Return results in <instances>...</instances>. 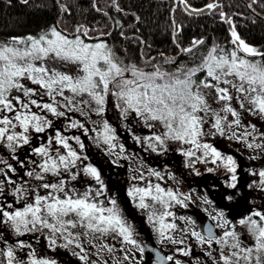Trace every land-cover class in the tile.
Masks as SVG:
<instances>
[{
	"label": "snow or ice",
	"instance_id": "6c2138e0",
	"mask_svg": "<svg viewBox=\"0 0 264 264\" xmlns=\"http://www.w3.org/2000/svg\"><path fill=\"white\" fill-rule=\"evenodd\" d=\"M22 2L27 4L29 0ZM177 2L189 14H202L219 6L215 0L201 9L191 7L188 0ZM113 6L121 11L116 0ZM61 11L67 13L69 8L61 5ZM220 15L229 25L231 48L213 44L198 57V63L194 62L196 50L205 43L203 39H193L188 47H181L174 38L177 56L161 53L159 61L151 57L142 67L125 63L116 55L105 39L111 36V31L97 32L84 25L77 26L71 33L52 26L36 35L13 36L0 41V148H6L10 154L8 159H0V227H7L17 237L39 233L49 249H71L81 264H108L101 256L114 251V246L103 242L110 234L119 238L122 245L137 250L143 258L146 246L138 239L135 225L108 190L101 171L85 163L89 157L81 135L97 147L105 145L109 156L123 158L126 152L125 146L118 142L116 129L105 118L110 102L119 113V119L127 122L125 127L132 138L146 150L165 152L170 141L189 145L179 149L188 160L186 167L194 168L197 162L213 165L219 162L218 166L230 174L228 187L236 189V160L203 138L210 132L213 136L244 143L249 149H264V143L249 140L264 141V131L258 132L255 124H245L242 119V112L264 118V51L246 43L233 21L223 12ZM94 32L96 34L92 35ZM181 55L190 56L193 62L179 59ZM56 61L61 67H75L65 72L51 63ZM204 89L215 93L218 108L209 103ZM230 89L239 95L234 97ZM234 99L239 110L233 106ZM76 113L80 118H75ZM132 121L149 131L158 128L162 131L139 137L130 127ZM238 128L244 131L238 133ZM72 130H79L81 135H69ZM34 139L44 143L34 144ZM25 146H28L27 156L39 159L25 160L18 156V150ZM9 160L24 169L22 175ZM149 175L163 179L157 171L150 170ZM253 175H258V185L264 191V170ZM81 176L94 183L81 188L74 183ZM140 179H145L143 173ZM127 195L136 208L151 209L147 220L161 243L166 240L177 245L176 252L184 257L192 255L185 239H176L171 234L177 225L166 222L173 216L169 211L172 204L186 206L185 201L190 197L181 199L178 192L151 183L145 187L134 185ZM234 196L235 193H227L224 198L230 201ZM157 204L162 211L155 207ZM211 219L216 224L204 228L203 233L182 231L209 249L205 253L209 257L215 251L213 244L221 245L220 259L214 264H241V261L252 264L254 253L255 264H262L264 211L254 209L239 221L247 227L253 241L251 245L241 241L223 212H217ZM214 227L224 231L218 236ZM225 247L231 249L228 254L224 253ZM26 249L23 256L18 254ZM130 254L131 249L123 259L129 260ZM0 264H57V261L38 256L32 244L25 240L10 244L0 232ZM156 264L182 262L175 255L156 252Z\"/></svg>",
	"mask_w": 264,
	"mask_h": 264
},
{
	"label": "trees",
	"instance_id": "16d2710c",
	"mask_svg": "<svg viewBox=\"0 0 264 264\" xmlns=\"http://www.w3.org/2000/svg\"><path fill=\"white\" fill-rule=\"evenodd\" d=\"M211 2L213 0H188L191 7L197 9ZM215 2L219 6L214 10L193 15L185 11L177 0H116L121 11H116L113 0H29L27 4L22 0H0V41L13 36L36 35L52 26L71 33L77 26L84 25L97 32L111 31V36L105 39L116 55L125 63H137L142 67L151 57L159 61L161 53L168 57L177 56L176 42L181 47H188L193 39H203L205 43L196 50L194 62L198 63V57L213 44L231 48L229 25L223 22L220 15L223 12L233 21L236 31L246 43L264 51V0H255V3L253 0ZM61 5L67 6L69 12H62ZM178 58L193 62L190 56L181 55ZM4 149L0 159H5V153H8ZM18 151L22 152L19 156L25 160L39 159L27 156V151ZM99 161H102L101 156L95 165L98 169L101 167ZM9 162L18 173L23 174L24 169H20L16 161ZM0 232L10 244L18 239L26 241V236L17 237L7 227H0ZM60 249L48 248L51 251L49 254L60 253ZM18 254L23 256L24 252ZM49 254L41 257H49Z\"/></svg>",
	"mask_w": 264,
	"mask_h": 264
},
{
	"label": "flooded vegetation",
	"instance_id": "af4514ba",
	"mask_svg": "<svg viewBox=\"0 0 264 264\" xmlns=\"http://www.w3.org/2000/svg\"><path fill=\"white\" fill-rule=\"evenodd\" d=\"M228 145L233 148L231 150L232 152H230L233 157H235L234 159H241H237L236 161L238 165L236 173L238 177L237 188L232 189L228 187L230 174L226 176V181H223V176L219 170L220 166H218L219 162L217 165L202 163L204 168L201 171L203 172L196 176H187V182L191 184L190 188L192 190L189 194L192 195L193 199L187 200L185 203L186 206L183 208H176L175 204H172L169 208V211L173 213L172 222H175L177 225L176 231L171 234L174 235L176 239H180L181 237L185 239V245L191 248L192 251V255L188 257H184L176 252L177 245L171 244L166 240L163 243L160 242L154 228L146 223L147 216L141 212L142 210L135 207L132 198L127 195L130 185H135L137 187H145L148 183L155 185L154 183L157 181L154 180L155 176L147 174L144 175L145 179L143 180H137L138 176L133 180L132 178L135 174L133 173V175H131V170L136 166H130L128 164L129 155L126 152L122 154L123 158H118L115 155H107L106 157L101 156L102 161H99L101 167L98 170L101 171L102 178L108 190L117 199L121 208L125 211L126 216L135 225L139 233L138 239L143 241L146 246L145 254L143 258H141L137 250L132 249L130 245H122L119 242V238L117 239L110 234V239L114 240L115 238L113 243L114 251L111 254L106 252L103 253L101 259L107 260L108 264H117V262H120V264H156V252H159L161 255H175V258L179 259L182 264H214V261H219L220 259L219 250L221 245L214 243L213 249H215V251H213L212 257H209L205 255L209 249L200 246L195 238L190 235L185 236V232L182 230H186L188 233L192 230L203 233L204 228L216 224V221L211 219V217L217 212H223L225 218L228 219L230 224L234 227L241 241L251 245L253 243L252 237L248 233L247 227L241 225L239 221L245 218L249 212L254 209L264 211V202H262V200L260 203L255 201L260 198L259 195L264 197V191H256L250 187L251 182L255 180L253 173L258 171L256 164L257 159L244 158L241 154L236 155L234 151H237L238 148L246 152H249V150L251 151V149L244 148V146L238 142L233 144L229 141ZM213 146L217 147V144L215 143ZM113 161H115V163H113ZM97 164L96 162V165ZM167 166L169 168L171 167L170 162ZM209 168L213 169V171H208ZM162 169L163 167L161 166H152L149 170L161 172ZM240 173H243V175L245 173L243 176L245 177L244 180H242ZM193 188H196L195 192ZM227 193H235L234 199L230 201L225 199L224 197ZM101 199H103V197ZM205 200H207L208 203H205ZM194 201L196 203H194ZM189 220L193 223L189 224ZM76 231H80V229H76ZM223 231L224 229L214 227V232L218 236L221 235ZM121 248H124L125 251H120ZM129 249H131L130 259L124 260L123 257L128 254ZM230 251V248H224L225 254H228ZM49 257L54 258L57 264H81V261L72 255L71 249L61 248L60 253H50ZM92 258L95 259V256ZM241 264H244V262L241 261ZM252 264H255V253L253 254ZM262 264H264V258H262Z\"/></svg>",
	"mask_w": 264,
	"mask_h": 264
},
{
	"label": "rangeland",
	"instance_id": "374dc122",
	"mask_svg": "<svg viewBox=\"0 0 264 264\" xmlns=\"http://www.w3.org/2000/svg\"><path fill=\"white\" fill-rule=\"evenodd\" d=\"M256 59H259V58H256ZM51 63H55V66L58 69L65 71V72L71 71L75 67L72 65H65V66L61 67V63L58 61L51 62ZM33 87H35V86H33ZM202 91L208 97L209 103L212 104V106L214 108H218L219 105L214 100L215 93L210 89H204ZM230 94L233 95L234 97L239 95L238 93L235 92L234 89H230ZM46 99H47V97H45V100ZM241 99H243V97H241ZM232 103H233V106L239 110V105L235 99L233 100ZM246 107H247V104H246ZM74 116H75V118H80L79 113L74 114ZM105 118L116 129L117 136H118V142L125 146L126 153H128V155H129L128 164L130 166L131 165L136 166L135 168L132 169L133 171L131 170V175H133V173H134L135 174L134 177L136 178L138 176L137 180H140L141 173H143V175H147V174H149V171H150L149 169H151L152 166H161V167H163V169L161 170L160 174L163 177V179H157L155 177L154 180H157V181L154 184H160V186L162 188H164L165 190L171 189L174 192H178L179 194H181V196H180L181 199H183L184 196L190 197V200L193 199L192 195L189 194V192L192 190L190 188L191 184H189V182H187V179H188L187 176H189V175L196 176V175H198L197 172H199V174H200L201 172H203L201 170L204 168V165L202 163L197 162V163H195L194 168H189V167L185 166L186 163L188 162V160L186 157H184L183 155L180 154L179 149L181 147L187 148V147H189V145H183L182 146L176 142L170 141L167 144V148H168L167 151L162 152V153L152 152L151 150H146V148L144 146L137 143L136 140H134L132 138V134L128 131L127 127H125V124L127 122H122L119 119V113L115 110V108L112 107L111 102L108 105V111L105 114ZM229 119H231V117H229ZM242 119H243L245 124H249V125L255 124L258 132L264 131V118H261L259 115H251V114H248L247 112H242ZM53 120H54V122L59 124L58 121H55V118H53ZM130 127L134 130L135 135L139 136V137H145V136L151 135L152 131H156V132L162 131V128L153 129L152 131H149L142 124H139L136 121H132ZM206 128H207V126H206ZM249 130H251V129L249 128ZM236 131L238 133H241L244 131V129L238 128V129H236ZM73 133H75L76 135H81L79 130H72V132H70L68 134L71 135ZM90 135H94V133H90ZM81 139L84 141V143L86 145L85 154L89 157V159L87 161H85V163H91L93 166H95L98 157H100V156L106 157L108 155L106 152V146L105 145L101 144L99 147H97L92 142V140H90L87 137H84L82 135H81ZM203 139L205 142H208L211 144L216 143L217 149L220 150L223 154L233 156L231 153L232 152L231 150L233 148H231V146L228 145V142L230 141L231 143L235 144L236 140H234V139L229 140L226 137H221L219 135L213 136L210 132ZM249 140H250V142H253V143H257V142L264 143V141H260V140L253 141V140H251V138H249ZM33 143L34 144H40V143H44V141L34 139ZM240 144L243 145L244 148H247L246 144H244V143H240ZM21 150L26 152L28 150V146H25V148H23ZM116 151L119 152V148H117ZM4 152H5V149L0 148V156L1 157H2ZM234 152H236L235 153L236 155L241 154L242 156H244V158L252 159V156H254L257 159L256 164H257V170L258 171L256 173H258L260 170H264V149H261V150L251 149V151L249 150V152H246V151L238 148L237 151H234ZM20 153H22V152L18 151L17 155L19 156ZM197 155H200V153H197ZM8 157H9V152L5 153L4 158L8 159ZM233 158H235V157H233ZM237 159H239V158H237ZM237 159H235V160L237 161ZM239 160H241V159H239ZM9 161L12 162V160H9ZM169 162L171 165L170 168L167 166ZM219 170L221 171V174L223 176V181L225 182L226 176L229 175V173H227L226 170L222 166H220ZM244 175H245V173H244ZM244 175H243V173L242 174L240 173L242 180L245 179V177H243ZM254 176H255V180L254 179H253L254 181L252 180L253 182H251L250 187H252L256 191H259V190H261V187L258 185L259 177H258V175H254ZM91 182L92 181L90 180V178H88L86 176H81V177H78V181H76L74 183H77L78 186L83 188V187L88 186L89 183L91 184ZM132 186H134V185H130L129 189ZM195 189L196 188H193L194 192H195ZM259 196H260V198H258V200H255V201L260 203V201L262 200V202H264V197L262 195H259ZM148 203L151 204L152 202H150V200H149ZM185 203H186V201H185ZM194 203H196V202L194 201ZM173 204H175V203H173ZM155 207L158 210L162 211V209H160V206L158 204ZM183 207H185V206L176 205V208H183ZM149 211H151V209H149L148 211L142 210L141 212L144 213L145 216H147ZM172 221H173V218L171 216V217L167 218L166 222L175 223ZM146 223L149 226L153 227L148 222L147 217H146ZM244 233H245V231H244ZM25 236H26V241L32 244V247L35 249L38 256H43V255L49 254V252H51L50 250H48L47 242L44 240V238L41 234H39V233L28 234ZM114 240H115V238H114ZM114 240L110 239L109 235L103 238V242L109 244L110 246H113ZM68 250H70V249H68ZM25 252H27V250H25L24 253ZM20 253H23V252H20Z\"/></svg>",
	"mask_w": 264,
	"mask_h": 264
},
{
	"label": "water",
	"instance_id": "95a60500",
	"mask_svg": "<svg viewBox=\"0 0 264 264\" xmlns=\"http://www.w3.org/2000/svg\"><path fill=\"white\" fill-rule=\"evenodd\" d=\"M209 11H206L205 13H202V14H206V13H208ZM193 15H198V14H193Z\"/></svg>",
	"mask_w": 264,
	"mask_h": 264
}]
</instances>
